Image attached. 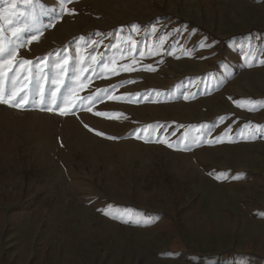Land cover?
Instances as JSON below:
<instances>
[{"label": "rangeland", "instance_id": "374dc122", "mask_svg": "<svg viewBox=\"0 0 264 264\" xmlns=\"http://www.w3.org/2000/svg\"><path fill=\"white\" fill-rule=\"evenodd\" d=\"M7 4L0 0V17ZM67 7L76 14L19 57L71 50L83 36L96 44L81 55L115 60L117 74L87 82L81 96L122 80L134 82L111 95L155 92L105 98L92 113L66 117L0 105V264H264V131L241 138L246 124L264 126V106L249 104L264 101V65L244 62L249 44L264 48V0H74ZM156 122L163 127H146ZM138 135L222 142L184 150Z\"/></svg>", "mask_w": 264, "mask_h": 264}, {"label": "snow or ice", "instance_id": "6c2138e0", "mask_svg": "<svg viewBox=\"0 0 264 264\" xmlns=\"http://www.w3.org/2000/svg\"><path fill=\"white\" fill-rule=\"evenodd\" d=\"M74 0H56L57 6H49L45 0H8L7 7L4 9V15L0 19L7 21V28L0 24V105H6L11 108L25 110L28 108H37L40 111L49 113L55 112L60 116H75L77 112L87 110L93 112V106L105 98L111 100H131L134 96L141 98L155 92L148 90L144 93L125 94L123 96L111 95L117 88L123 87L125 84L133 83L131 80H122L119 84L111 85L108 88H97L89 91L83 96L80 93L88 87V83L94 78H100L106 74L115 75L117 69L111 65L115 64V60L105 62L97 61V57L93 54L90 56L81 55L82 47H91L96 44L95 40H89L86 37L74 38L76 41L75 48L70 50L66 45L60 49H54L43 57H36L35 60H29L19 57V51L26 48L33 41H39L44 31L55 26L58 20L64 15H75L74 8H68L67 5L73 3ZM23 5L24 10H20ZM45 17L50 19L45 22ZM132 30L138 28L132 25ZM153 27V31H155ZM178 31V30H174ZM7 33V34H6ZM27 34V35H26ZM108 35H112L109 33ZM116 43L113 47L120 45L121 37L116 36ZM162 42V41H161ZM72 42H69L71 45ZM135 45V41L131 42V46ZM201 46L211 47L210 44H202ZM131 51V47L128 49ZM171 54V50H169ZM185 54H190L184 50ZM150 55L153 53H149ZM264 48L256 49L249 44L246 49L245 64L247 66H255L257 64L264 65ZM254 57V59H253ZM98 65V66H97ZM148 70L152 69L151 65L145 66ZM121 71H134L136 69L124 66ZM85 73H87L85 75ZM67 79V82H66ZM158 95V93H156ZM184 99H189L184 96ZM231 99V98H230ZM249 104L253 107L264 106V101L249 100ZM96 117H116L127 119L123 114L95 111ZM221 120L224 118L221 117ZM90 131H96L89 128L88 124L83 125ZM146 127L157 128L163 127L159 122ZM206 127V125H201ZM245 129L247 135L242 139H255L264 131V126L246 124ZM143 133L144 129L137 130ZM210 131V130H209ZM231 131V127L227 128L222 134L224 137ZM97 135L105 136V133L96 132ZM135 134V133H134ZM108 139H120V137L107 136ZM138 139H144L145 142L165 143L169 148L176 147L179 149L183 145L184 150H189L193 146L201 143H220L222 137L216 138L214 141H208L206 138H194L190 143H183V138L179 141L168 142L167 140H157L154 135H138ZM213 175V173H210ZM221 173L216 175V179H223ZM231 178L239 179L240 174L233 175ZM111 207V206H109ZM109 214V213H105ZM113 219H120L125 223H144L150 224L154 221L151 219L143 220H127L123 215H113Z\"/></svg>", "mask_w": 264, "mask_h": 264}]
</instances>
